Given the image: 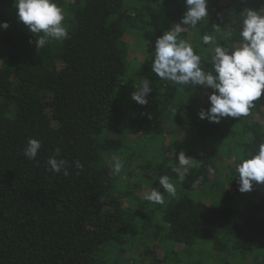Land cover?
Here are the masks:
<instances>
[{
    "label": "trees",
    "instance_id": "trees-1",
    "mask_svg": "<svg viewBox=\"0 0 264 264\" xmlns=\"http://www.w3.org/2000/svg\"><path fill=\"white\" fill-rule=\"evenodd\" d=\"M160 1L56 0L70 38L49 39L38 49L17 18L14 0H0V22L10 25L0 29V264H145L142 253L151 258L149 264H264V184L241 193L237 170L227 166L222 174L219 167L227 159L239 163L241 155L264 142V94L248 116L201 120L198 112L209 101L199 95L211 89L186 86L184 92V86L151 71L156 38L181 21L185 11L183 0ZM246 8L264 11V0H209L210 16L179 38L210 69L214 45H203L202 36L235 43L239 37L229 41L227 27L235 28ZM217 14L224 23L219 33L211 27L221 24ZM143 35L151 51L143 59L131 58L130 50ZM134 61L140 66L133 72L128 101L135 108L121 109L119 88L129 87L132 73H127ZM144 80L153 91L140 105L131 95ZM143 109L173 126L172 136L163 138L164 159L140 165L145 171L139 177L132 154L116 174L112 158L122 161L126 133L130 139L148 132L139 121ZM112 126H117L113 137ZM177 126L179 131H173ZM182 130L188 140L179 138ZM29 138L42 144L36 160L23 155ZM56 148L61 149L58 159L70 165L80 161L79 175L74 165L68 176L46 170ZM181 151L195 160L178 182L172 167ZM161 175L176 184L177 195L165 193L164 204L157 205L161 217L152 221L133 202L149 204L136 192L139 186L163 193ZM197 188L204 191L201 199L192 194ZM126 198L131 199L128 206ZM138 242L143 247L139 255L134 250Z\"/></svg>",
    "mask_w": 264,
    "mask_h": 264
},
{
    "label": "clouds",
    "instance_id": "clouds-1",
    "mask_svg": "<svg viewBox=\"0 0 264 264\" xmlns=\"http://www.w3.org/2000/svg\"><path fill=\"white\" fill-rule=\"evenodd\" d=\"M185 11L179 24L164 31L156 38L152 52L151 71L163 81L182 85L193 89H211L208 94L209 107L201 108L198 116L210 123H219L223 118H241L248 116L264 94V11L246 8L241 12L242 19L235 28L227 27L226 36L231 41L234 35L239 39L235 43L222 44L214 40L213 35L205 33L202 44H212L210 69L202 63L201 56L193 46L180 34L185 28L195 29L210 16L209 0H183ZM17 18L34 36L38 49L43 48L49 41L62 42L69 39L68 26L65 23L63 8L56 0H14ZM221 24L211 25L213 32L219 33L223 25V17L217 14ZM183 25V26H182ZM8 22H0V29H8ZM42 34V35H41ZM31 42V41H30ZM153 91L150 82L144 80L139 89L131 95V100L140 105L148 103V96ZM41 141L29 138L23 149V155L28 160H36ZM61 149L56 148L55 154L49 156L45 168L53 174L63 172L68 176L69 167L77 170V175L83 170L79 160L69 164V161L59 158ZM172 167L177 181L183 182L194 167V158L180 152ZM113 172L119 174L124 164L119 157L113 156ZM241 193L253 190L254 184H264V142L258 143L253 150L239 157L236 165ZM211 171V170H210ZM159 185L164 189L161 193L156 188L144 194V199L154 205H163L165 193L169 197L177 195V186L168 175L158 177Z\"/></svg>",
    "mask_w": 264,
    "mask_h": 264
},
{
    "label": "rangeland",
    "instance_id": "rangeland-1",
    "mask_svg": "<svg viewBox=\"0 0 264 264\" xmlns=\"http://www.w3.org/2000/svg\"><path fill=\"white\" fill-rule=\"evenodd\" d=\"M162 2L164 0H161ZM160 1V2H161ZM129 6V5H127ZM180 21H176L175 24H179ZM183 26V25H182ZM184 30H188V28H185ZM131 38V37H130ZM138 38V37H137ZM131 41L133 42V37L131 38ZM131 42V43H132ZM147 42L146 37L143 35L142 38H138L137 41V45H134L135 50L131 49L130 50V57L134 58L135 56L138 55L139 59H143L145 57V55H147L151 50L149 48H145ZM145 54V55H144ZM140 66L139 62H132L129 63V68H128V86L124 89L123 86H121L119 88V107L121 109L127 108V109H134L135 105L131 104V102L128 101V97L130 94V90L133 87H130L133 79L135 78V76L133 75V72H135L136 67ZM126 76V77H127ZM134 84V83H133ZM206 95H208L207 93L205 94V91L200 93V98L202 101H204L206 99V101H208V97H206ZM138 111H136L137 114ZM155 112L154 110H145L143 109V111L138 115L139 117V121H141L143 123V128H148V132H146V134H143L142 132H139L138 134H131L130 139L129 138V133H126V138L124 141H126V143H123V159L122 162L124 164V167L128 161V158L134 154L133 156L136 157V165H138V168H135V173L137 176L142 177L144 175V169L142 166V164L147 163L149 164V162H153L155 160H163V142H164V137L166 134H171L172 136V124H171V128L170 126L166 123V121L161 120L159 122H157V119L154 118ZM127 120L124 121L127 122ZM166 123V124H165ZM117 127V126H116ZM116 127L112 126L110 129V136L113 137L117 132H116ZM119 128V127H118ZM173 131H179V126H177V130H173ZM120 135L124 134V131H120L119 132ZM188 136L186 135V131H181L179 133V138L184 140H188L187 138ZM167 142L170 141V135H167L166 138ZM179 143V142H178ZM180 144V143H179ZM176 151V150H175ZM206 152V150H205ZM238 163L232 159V160H226V161H219V167L221 168V173L225 174L227 172V166H231L232 169H236V165ZM123 167V168H124ZM153 169V168H152ZM133 181V177L131 179ZM144 185V184H143ZM146 188H149V186H139V188L136 190V192L144 197V194L146 192H150V190H146ZM204 191L201 188H197L194 189L192 191V194L194 195V197L196 199H201L202 196L204 195L203 193ZM143 200H145L143 198ZM210 200V198H209ZM207 202H209L208 200H206ZM146 201H139V202H133V204H135L136 207H140V209L143 211L147 212V216L146 218H149V220H156L157 218L160 219L161 217V212L158 210V206L154 205L152 203L149 202L148 205H143ZM131 203V199L126 198L125 199V205H129ZM153 211L156 213L153 214ZM160 212V213H159ZM158 221V220H157ZM162 248L163 246H159L157 247V250L159 249L160 252H162ZM135 252L137 253V255L141 254V252L143 251V247L142 244L140 242H138L136 244V246L134 247ZM109 257V255H107ZM143 259V262L145 264H149L151 262V258L147 255L142 253L140 255Z\"/></svg>",
    "mask_w": 264,
    "mask_h": 264
}]
</instances>
